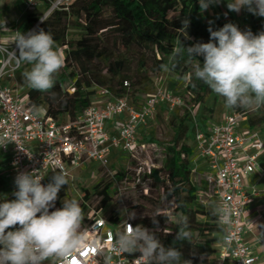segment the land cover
Instances as JSON below:
<instances>
[{
  "label": "trees",
  "instance_id": "trees-1",
  "mask_svg": "<svg viewBox=\"0 0 264 264\" xmlns=\"http://www.w3.org/2000/svg\"><path fill=\"white\" fill-rule=\"evenodd\" d=\"M198 2L199 0H72L67 9H54L35 30L43 29L50 33L56 45L63 47L64 65L62 71L55 76L52 89L41 92L28 88L26 94L29 104L35 108L45 106L46 115L65 120V117L74 118L86 108L100 88L107 89L112 97L126 96L129 100V90L149 79L144 70L148 65L154 72L163 70L164 65L183 79L192 71V65L196 61L193 59L189 63L186 55L172 58L173 46L179 41L185 47L197 42L207 43L210 38L209 27L218 30L226 23L234 24L232 20L206 24L199 18ZM42 14L43 12L26 13L25 19L29 27ZM185 19L189 21L187 29L182 24ZM70 27L79 31L77 38L68 36ZM238 28L242 31L250 29L258 34L264 31V17H251L246 25ZM195 58L203 63V57ZM133 61L137 62L135 76L130 74ZM184 89L192 106L202 105L208 95L218 97L205 83L195 78L191 82L185 81ZM221 101L224 102L223 97ZM229 111L246 113L245 108H229ZM212 115L213 107L202 106L194 119L191 107L185 108L177 118L172 116L173 135L164 145L163 165L161 168L152 167L147 174V178L153 183L165 184L163 191L173 204L172 215H176L177 220L163 212L159 204L153 216L131 220L133 227L143 225L156 230V235L165 247L176 246L180 249L182 259L188 253H215L212 244L219 243L224 232L218 226L217 217L212 214V210H206L198 199L190 178L196 128L205 130ZM260 125H264V112L256 118L247 119V126L250 128ZM259 132L264 138V128ZM147 139L154 140L152 135ZM161 170H164L165 176H161ZM126 174V170L116 171L114 178L122 180ZM112 185V180L100 181L92 187V193L87 188H82V198L84 201L89 200L93 194L98 198L96 210L103 208L112 199L109 192ZM150 197L149 193L142 195L145 200H150ZM198 215H203L206 219L198 220ZM181 217H187L191 239L177 241L174 245ZM153 218L158 221V225L153 224ZM107 220L114 226L120 221L115 213H110ZM201 236L205 239L197 242L196 239ZM209 264L218 263L213 260Z\"/></svg>",
  "mask_w": 264,
  "mask_h": 264
},
{
  "label": "built area",
  "instance_id": "built-area-1",
  "mask_svg": "<svg viewBox=\"0 0 264 264\" xmlns=\"http://www.w3.org/2000/svg\"><path fill=\"white\" fill-rule=\"evenodd\" d=\"M4 1L0 0V6ZM20 1L26 13L40 12L37 8L44 7L40 19L28 28L26 34L35 30L54 9H67L72 0ZM6 23L2 22L0 29L5 30ZM13 42L0 40V48L14 50L16 45ZM20 66L17 67L15 61H9L6 53L0 52V151L9 155L12 192L16 190L14 181L20 172L35 171L42 178L41 183L47 185L54 175L53 171L60 168L69 173L71 181V170L92 161H99L101 167L107 169L113 149H122L132 159H138L140 154L155 144L142 140L139 132L154 116L156 106L163 102L171 106L182 103L180 96L159 90L147 94L144 101L135 107L126 96L112 97L107 89L100 88L97 94L101 99L98 102L92 101L74 118L55 119L46 115L45 108L41 111V107L30 105L27 94L23 96L15 86L1 83L5 76L12 77ZM244 115L236 111L224 112L217 122L207 123L205 130L196 128L194 134L197 155L208 160L210 171L203 178L209 194L217 199L218 205L232 210L233 223L228 229L232 239L226 245L223 232L218 243L219 264H257L258 260L253 254L252 244L244 238L247 225L243 217L247 202L256 195L254 188L246 190L244 179L256 171H262L258 157L264 152V138L254 129L239 131L238 124L245 118ZM109 124L114 133L109 132ZM152 167L154 164H147V173ZM142 169L141 165L135 168L137 176L144 171ZM80 199L87 205L82 196ZM55 208L61 206L55 203ZM101 210H89L83 231L87 238L99 244L101 250L111 252L116 230H123L126 220L131 225L132 222L125 217L114 226L101 215ZM139 256L134 253H113L112 264H138L136 258ZM73 264H103V257L85 248Z\"/></svg>",
  "mask_w": 264,
  "mask_h": 264
},
{
  "label": "clouds",
  "instance_id": "clouds-1",
  "mask_svg": "<svg viewBox=\"0 0 264 264\" xmlns=\"http://www.w3.org/2000/svg\"><path fill=\"white\" fill-rule=\"evenodd\" d=\"M221 0H199L201 12ZM229 11L246 9L253 15L264 17V0H229ZM227 15V13H225ZM187 29L189 21H182ZM211 24V22H210ZM209 42H197L185 47L182 41L172 48V58L187 56L192 71L183 79L193 78L205 83L215 94L224 98L226 108L259 109L264 107V31L254 34L250 29L240 30L226 23L218 30L208 28ZM16 49L0 48L17 67L31 65L22 72V78L31 89L45 92L55 85V76L64 65V57L52 35L43 29L28 33L17 32ZM203 57V63L195 57ZM167 70V67L162 65ZM47 185L33 172H20L15 177V199L0 203V264H73L85 248L103 257V264H112L113 253H140L138 264H191L182 259L176 246L165 247L156 235L143 225L126 227L113 235L111 252L101 250L96 241L84 234L83 209L77 199H65L61 208H55L62 186L69 185V173L54 170ZM50 209H55L51 210ZM129 220L135 213L124 210ZM218 226L224 231L223 242H231L232 210L217 205L212 209ZM153 224L158 221L153 218ZM175 242L189 241L187 217L178 221Z\"/></svg>",
  "mask_w": 264,
  "mask_h": 264
},
{
  "label": "rangeland",
  "instance_id": "rangeland-1",
  "mask_svg": "<svg viewBox=\"0 0 264 264\" xmlns=\"http://www.w3.org/2000/svg\"><path fill=\"white\" fill-rule=\"evenodd\" d=\"M0 7V25L2 22L5 24L8 22V25H6L7 27L4 28L5 30L0 29V40L14 41L16 32L25 33L29 28V24L25 19L27 10L23 8L20 0H5L3 5ZM37 10L43 12L44 7L39 6ZM78 32L79 31L77 29L70 27L68 29V36L71 38H77L79 36ZM58 48L63 54L64 51L62 47L58 46ZM136 64V61L131 63L130 74L132 76L137 74ZM30 67L31 65L22 64L20 68L14 72L12 77L9 78L5 76L1 83L10 87L15 86V88L18 89L23 96H26V92L29 87L24 82L21 74ZM144 70H146L149 79L145 80L142 84L137 85L135 88H131L128 93L129 100L134 102L132 103L133 106L138 107L144 101L147 94L155 93L159 90L164 93H171L172 95L180 96L182 103L171 106L167 102H163L156 106L154 116L146 122L144 128L139 132V137L142 140L148 143L153 142L155 144L152 148H148L145 153L140 154L138 159H132L128 155V152L123 151L122 149H113L112 153L109 155L107 169L101 167V163L99 161H92L87 165L71 170V174L73 176L72 181L69 178V185L62 186L58 193L56 204L62 207L65 199H77L80 206H83V229L87 225L86 215L89 210H96L98 198L92 194L89 200H85L88 206L85 205L80 199V196H83L81 189L87 188L92 193V187L96 183L100 181L106 182L109 180L113 181V185L109 189L112 199L101 210V215L104 218H107L110 213H115L121 221L123 218L127 217L122 214L125 209L135 213V219L131 220H136L141 217H151L155 213L154 210L156 206L159 204L163 212L168 214L173 220H177L176 215H172L173 204L166 198L163 191V186L165 184L153 183L147 178V164H154V166L158 168L162 167L165 153L164 145L173 135L171 125L172 116H176L177 118L183 114L185 108L191 107V116L194 119L197 114H199V110L202 106L213 107V115L207 121L208 124H211L217 122L224 112L229 111V108H226L225 103L221 101V97H214L213 95H208L202 105L195 104L192 106V101H190V98L186 96L185 93V80L178 78L171 70L163 69L161 71L154 72L150 70L149 65ZM61 71L62 69H60L56 76ZM103 73H105L104 70ZM66 84H68V82ZM44 108L45 106H41L40 110L42 111ZM262 112H264L262 107L259 109H246V113L244 115L245 118L241 119L238 124L239 131H245L247 129L248 118H256L260 116ZM64 119H66V117ZM261 128H264V125L257 126L254 130L259 132ZM150 135L153 136V141L147 139ZM258 162L260 167H264V152H262L259 156ZM139 165L143 166L142 170L144 171H141L139 176H137L135 167ZM120 170H126L127 174L122 180H117L114 178V172ZM161 176H165L164 170H161ZM145 192L147 194L149 193L151 196L150 200L142 198V195L146 194ZM4 200H13L12 177H10V173L5 169L0 170V203L4 202ZM204 206L206 210H212L214 208V206ZM197 218L198 220L206 219L203 215H198ZM204 239L205 237L201 236L196 240L199 242ZM212 246L215 248V253L213 254L195 255L188 253L183 260H190L191 264H209L214 260V262L217 261L219 264L217 242L213 243ZM205 256H207L206 259Z\"/></svg>",
  "mask_w": 264,
  "mask_h": 264
},
{
  "label": "crops",
  "instance_id": "crops-1",
  "mask_svg": "<svg viewBox=\"0 0 264 264\" xmlns=\"http://www.w3.org/2000/svg\"><path fill=\"white\" fill-rule=\"evenodd\" d=\"M228 2L229 0H221L219 4H212L203 12H201L198 2L199 18L209 25L210 22L214 24L218 20H232L237 26H244L251 17H257V15H253L246 9H241L239 12L229 11L227 8ZM225 13H227V15H225ZM100 99L101 96L96 94L93 101L98 102ZM108 127L109 132L114 133L110 124ZM246 130H253V128L248 126ZM8 158V154H4L0 151V170L5 169L10 173ZM191 166L192 171L190 178L196 188L198 199L206 206L216 207L218 205L217 199L209 194L208 186L203 178V175L210 171L208 160L199 157L195 150ZM244 185L248 191L251 190V188L256 190V195L252 196L247 202L246 214L243 217V221L247 225L244 238L252 244L253 254L258 258L257 264H264V167H262V171H256L246 177L244 179Z\"/></svg>",
  "mask_w": 264,
  "mask_h": 264
}]
</instances>
